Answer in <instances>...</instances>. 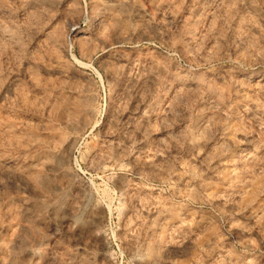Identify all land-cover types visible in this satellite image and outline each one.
<instances>
[{
    "label": "rangeland",
    "instance_id": "obj_1",
    "mask_svg": "<svg viewBox=\"0 0 264 264\" xmlns=\"http://www.w3.org/2000/svg\"><path fill=\"white\" fill-rule=\"evenodd\" d=\"M0 264H264V0H0Z\"/></svg>",
    "mask_w": 264,
    "mask_h": 264
},
{
    "label": "bare ground",
    "instance_id": "obj_2",
    "mask_svg": "<svg viewBox=\"0 0 264 264\" xmlns=\"http://www.w3.org/2000/svg\"><path fill=\"white\" fill-rule=\"evenodd\" d=\"M34 1H30L27 5H31V3H33ZM36 4V3H35ZM47 4V3H46ZM36 6H37V4H36ZM107 6H109V5H107ZM27 8V7H26ZM31 8V7H30ZM40 8V7H39ZM43 8V7H42ZM116 8V7H115ZM103 9H104V7H103ZM108 9V8H107ZM27 11H29L28 9H27ZM34 12L35 10H33V9H31V12ZM25 12V11H24ZM30 12V11H29ZM110 12V11H109ZM114 11H112V13H113ZM26 13V12H25ZM28 13V12H27ZM37 15V14H36ZM110 18V17H109ZM110 19H112V18H110ZM117 19V18H116ZM116 19H114V20H116ZM176 23V22H175ZM152 24V23H151ZM67 30L70 32V34L75 38V37H78L79 35H76V32L79 30V27H78V24H76V23H72V24H70L69 26H68V28H67ZM79 34L81 35V33L79 32ZM82 35H84V34H82ZM86 36V35H85ZM81 37H83V36H81ZM80 38V37H79ZM81 39V38H80ZM121 42V41H120ZM141 62V61H140ZM137 63V61H133V60H129V59H126L125 58V60H124V62H123V64L122 63H120V64H122V66H121V68L123 69V67H127V68H129V67H131L132 65H134V64H136ZM116 66V65H115ZM140 66V65H139ZM118 67V66H117ZM111 69H109V70H107V71H105V73H104V75L106 76V77H109V78H112L114 75H115V69L113 68L112 69V67H110ZM124 70V69H123ZM140 71V70H139ZM153 75V74H152ZM138 77V76H137ZM115 78V77H114ZM142 78V77H141ZM142 82V81H141ZM147 116V115H146ZM142 118H143V121H144V119H147V118H145V117H143V116H141ZM116 145V144H115ZM248 145L249 146H247L246 148H245V150L244 151H242L241 152V154L239 155V158L240 159H245V160H249V159H251L252 158V149H251V147H250V144L248 143ZM254 151V150H253ZM157 155V154H156ZM158 156V155H157ZM162 156V155H161ZM157 158V157H156ZM238 158V159H239ZM154 159H155V157H154ZM157 159H160V157L158 156V158ZM146 161V160H145ZM144 161V162H145ZM147 165H149V164H152L153 163V161H150V160H148V161H146L145 162ZM155 212V214L153 213V215H158V214H160L158 211H154ZM182 237V236H181ZM152 262V261H151ZM153 263V262H152Z\"/></svg>",
    "mask_w": 264,
    "mask_h": 264
}]
</instances>
